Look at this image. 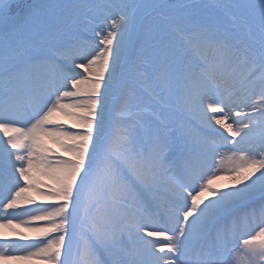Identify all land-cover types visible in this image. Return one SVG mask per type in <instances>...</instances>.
<instances>
[{
  "label": "snow or ice",
  "instance_id": "1",
  "mask_svg": "<svg viewBox=\"0 0 264 264\" xmlns=\"http://www.w3.org/2000/svg\"><path fill=\"white\" fill-rule=\"evenodd\" d=\"M0 264H264V0H0Z\"/></svg>",
  "mask_w": 264,
  "mask_h": 264
},
{
  "label": "bare ground",
  "instance_id": "2",
  "mask_svg": "<svg viewBox=\"0 0 264 264\" xmlns=\"http://www.w3.org/2000/svg\"><path fill=\"white\" fill-rule=\"evenodd\" d=\"M233 164L232 161H229L228 159L222 163H220L219 167L225 168L227 169L228 167H231ZM227 176L224 175L221 179L217 180L216 183L217 184H223V183H227Z\"/></svg>",
  "mask_w": 264,
  "mask_h": 264
},
{
  "label": "rangeland",
  "instance_id": "3",
  "mask_svg": "<svg viewBox=\"0 0 264 264\" xmlns=\"http://www.w3.org/2000/svg\"><path fill=\"white\" fill-rule=\"evenodd\" d=\"M218 159H219V158H218ZM226 160H227V158H225L222 162H224V161H226ZM222 162H221V163H222Z\"/></svg>",
  "mask_w": 264,
  "mask_h": 264
}]
</instances>
